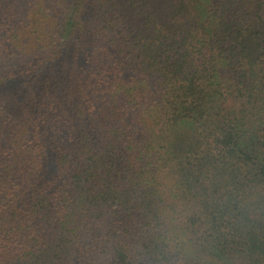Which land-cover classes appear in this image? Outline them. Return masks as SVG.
<instances>
[{
  "label": "trees",
  "instance_id": "trees-1",
  "mask_svg": "<svg viewBox=\"0 0 264 264\" xmlns=\"http://www.w3.org/2000/svg\"><path fill=\"white\" fill-rule=\"evenodd\" d=\"M0 264H264V0H0Z\"/></svg>",
  "mask_w": 264,
  "mask_h": 264
}]
</instances>
